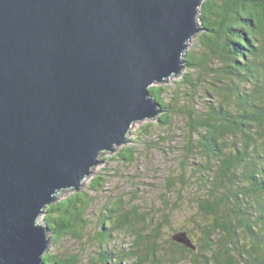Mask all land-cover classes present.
<instances>
[{
    "label": "water",
    "instance_id": "1",
    "mask_svg": "<svg viewBox=\"0 0 264 264\" xmlns=\"http://www.w3.org/2000/svg\"><path fill=\"white\" fill-rule=\"evenodd\" d=\"M203 2L0 0V264H47L41 216L160 115L149 88L184 69Z\"/></svg>",
    "mask_w": 264,
    "mask_h": 264
},
{
    "label": "trees",
    "instance_id": "2",
    "mask_svg": "<svg viewBox=\"0 0 264 264\" xmlns=\"http://www.w3.org/2000/svg\"><path fill=\"white\" fill-rule=\"evenodd\" d=\"M199 20L203 52L188 51L184 57L186 68L199 73L196 82L192 73L184 77L187 105L178 109L179 95L166 103L164 87H151L150 92L160 105L159 123L169 124L181 113L191 140L188 152L195 149L204 158L197 164L205 188L198 199L204 218V225H198L200 242L193 243L187 230L175 235L186 233L195 249L174 240L162 247L164 224L147 234L141 227L137 231L136 224L145 227L143 218L117 200L106 205L101 230L94 236L100 250L91 264H264V0H205ZM198 97L205 105L202 112L195 110ZM133 150L123 148L118 160L132 163ZM101 181L96 178L92 189H102ZM181 183L187 187L186 180ZM89 206L87 193L81 192L48 206L44 222L53 241L65 236L84 241ZM129 230L136 248L117 251L111 245ZM43 259L47 264L82 263L78 254L62 258L47 253Z\"/></svg>",
    "mask_w": 264,
    "mask_h": 264
},
{
    "label": "rangeland",
    "instance_id": "3",
    "mask_svg": "<svg viewBox=\"0 0 264 264\" xmlns=\"http://www.w3.org/2000/svg\"><path fill=\"white\" fill-rule=\"evenodd\" d=\"M199 36L200 33L192 39L186 52L193 51L197 55L203 52ZM190 73L196 82L199 73L191 72L185 66L180 75L160 84H153L151 87H164L168 90L163 94L166 103H174L176 95H179L178 109H182L187 105L189 92V85L184 83V77ZM195 106L196 111L204 110L205 105L201 97L197 98ZM159 117L160 115L135 123L126 144L116 147L114 152L103 153L100 156V162L103 163L97 164L92 174L84 181L83 188L78 191L87 193L90 203L86 214L89 227L84 241L65 236L56 243L53 241L54 235L49 230V245L45 254L51 253L62 258L78 254L82 259L81 264H91V260L97 257L100 250L97 244L94 245V236L101 230L102 217L107 213L106 205L117 200H122L125 209L132 211L136 209L140 218H143L140 222L145 223V227L140 223L136 224L137 231L141 227V231L147 234L160 222L164 224L161 231L162 247H168L167 240H173L176 232L187 230L191 231L189 237L193 243L200 242L202 233L198 225H204V218L198 199L204 197L205 188L199 182L197 164L203 162L204 158L200 153H195V149L192 154L188 152V141L191 140L187 121L181 113L177 112L172 121L165 125L159 123ZM123 148L134 149L132 163L118 160L117 154ZM96 178L102 179L101 183L104 184L102 189L100 187L92 189V182ZM181 179L188 182L186 188L182 186ZM173 182L176 184L172 187ZM201 189L203 190L200 192ZM75 192L77 193L74 190L63 191L55 203ZM45 214L41 216L39 222L47 228L44 222ZM132 233L133 231L129 230L119 234L111 246L120 252L136 248ZM181 264H190V261Z\"/></svg>",
    "mask_w": 264,
    "mask_h": 264
},
{
    "label": "bare ground",
    "instance_id": "4",
    "mask_svg": "<svg viewBox=\"0 0 264 264\" xmlns=\"http://www.w3.org/2000/svg\"><path fill=\"white\" fill-rule=\"evenodd\" d=\"M116 147H118V146H115V147H114V150L116 149ZM101 155H102V154H101Z\"/></svg>",
    "mask_w": 264,
    "mask_h": 264
}]
</instances>
